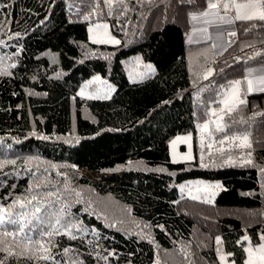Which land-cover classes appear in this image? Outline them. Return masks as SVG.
<instances>
[{
  "label": "trees",
  "instance_id": "1",
  "mask_svg": "<svg viewBox=\"0 0 264 264\" xmlns=\"http://www.w3.org/2000/svg\"><path fill=\"white\" fill-rule=\"evenodd\" d=\"M96 4L0 0L7 5L0 8V72L7 73L0 74V162L15 161L0 168V206L36 195L44 203L41 215L49 213L61 233L49 245L53 259L22 255L20 234L0 245L14 253L0 251V260L222 264L225 253L232 264H244V237L264 241V92L246 93L244 80L245 68L264 64V27L235 21L236 35L213 53L207 42H185L189 13L205 9V0H127V13L116 8L113 15L102 0V11ZM98 20L107 21L120 44L92 43L87 26ZM131 62H151L154 71L130 80ZM95 74L115 85L108 98L77 93ZM234 80H241L246 104L224 117L225 132L210 123L215 145L202 149L197 124L215 119L211 110L223 107L219 101ZM186 132L193 159L174 163L168 143ZM245 134L251 149L219 143L225 135ZM249 151L252 163H241ZM83 169L119 173V182L90 178ZM191 178L219 181L214 199L181 195L178 184ZM49 191L55 195L45 196ZM12 211L31 213L32 206ZM66 223L76 225L70 228L76 239L63 234ZM37 231L29 234L39 238Z\"/></svg>",
  "mask_w": 264,
  "mask_h": 264
},
{
  "label": "snow or ice",
  "instance_id": "2",
  "mask_svg": "<svg viewBox=\"0 0 264 264\" xmlns=\"http://www.w3.org/2000/svg\"><path fill=\"white\" fill-rule=\"evenodd\" d=\"M103 4L108 8V15H113L114 10L119 8V11L123 14H126L129 10L127 7V0H102ZM137 2L142 3L143 0H137ZM100 0H97L96 8L94 10H100L99 8ZM206 8L198 13H190V17L192 21H197L201 18L213 17L214 19H204V23L206 24H214L217 21L224 23V24H233L235 21H246V22H260V26L264 27V0H205ZM7 7V5H0V8ZM234 11L235 15L233 17H228L227 13ZM223 13V14H222ZM85 19H88L86 16ZM256 23H252L251 27H256ZM195 27V26H194ZM250 30V29H248ZM89 32L93 33L90 37L92 43L94 44H105L111 43L118 45L120 44V40L116 39L114 36L110 34L108 31L107 24H96L93 28H89ZM202 32L205 34L206 39H211L207 35V28L202 29ZM17 36L19 33L16 34ZM231 36H235L236 32H230ZM189 41H191V37H189ZM217 45H213L216 47ZM256 55H260V53H256ZM14 67V65H13ZM148 69L151 71V66H147ZM254 72H258V76H254ZM0 74H7L4 72H0ZM208 74H211V70L209 69ZM99 77H95V81H99ZM207 79V76H205ZM244 80L247 83L246 93H251L253 91L264 92V68L261 69H247V75L245 76ZM241 80H234L229 82V91H226L223 95L224 98L219 101L220 104L223 105L220 109H212L211 110V117H215V119H211L202 124L198 127L201 128V132L204 133L209 128V123L215 125V132H225V129L229 126L224 122L225 116H230L234 111H236L240 105L246 104V100L243 98L241 94ZM223 87V86H222ZM81 96L84 95V91L82 90L80 93ZM88 98H94L89 96ZM107 98V97H106ZM264 115V113H261ZM213 133L208 132V138H212ZM46 138V137H43ZM178 141L181 142H190L191 136L188 137H177L176 140L172 141L173 146V162H177L175 160V145ZM229 142L230 147H235L238 149H251L252 145L249 141L248 135H225L219 143L223 145L225 142ZM239 141V143H234ZM204 147V137H201V148ZM211 144L208 145V148L211 149ZM191 143H188L189 152L187 155L183 157L185 160H191ZM221 154L224 152V148L221 147L217 149ZM228 162H232V157L229 155ZM14 164L15 161H3L0 162V168H3L6 164ZM241 163L251 164L252 163V154L251 152H247L246 156H244L241 160ZM261 171L264 172V168H261ZM217 187H219L217 185ZM264 187V185H261ZM45 196L51 197L55 195V192L49 191L44 194ZM196 197H193L195 199ZM29 205L32 206L31 213L27 211H12V209L19 208V209H27ZM44 207V203L42 200L38 199L36 195L31 196V199L25 197L24 199L17 198L13 201L12 204H9L7 207L0 206V245H4L6 243V238L11 237L13 241L20 234H24L22 237L21 242L24 244V252L21 253L22 255L31 253L28 255L29 259H36V260H44L48 261L53 259L51 255V248L49 245L51 244V239L54 235L61 234L59 228L55 225H52L50 221L47 219L49 213H43L42 208ZM31 216V219L29 218ZM38 221L39 224L34 225L33 221ZM47 224V228L41 227V225ZM6 225H10L14 228L13 231H8ZM56 225H60V219L57 218ZM65 227L66 231L63 234L69 236L70 239H76L75 235H72L70 232L71 227H76V225H62ZM28 229L29 232L26 233L25 229ZM39 229L37 231V237L34 238L29 233L33 229ZM47 238V239H45ZM261 240H264V234L260 236ZM244 240L247 241L248 237L245 236ZM216 242L219 244L221 243V238L216 237ZM53 247L55 245H52ZM0 251H7L10 255L14 254L10 248L7 247H0ZM69 249H64V252L67 253ZM245 252L249 253L248 259L244 262V264H264V244H260L258 247L254 249V252L258 254V258L253 259V250L250 248H245ZM231 255V254H228ZM223 259V257H222ZM0 264H3V261L0 260ZM156 264H159V260L156 261ZM234 264V262H233Z\"/></svg>",
  "mask_w": 264,
  "mask_h": 264
},
{
  "label": "rangeland",
  "instance_id": "3",
  "mask_svg": "<svg viewBox=\"0 0 264 264\" xmlns=\"http://www.w3.org/2000/svg\"><path fill=\"white\" fill-rule=\"evenodd\" d=\"M96 24H107L108 25L107 21H105V20H98V21L89 23V25L87 26L89 38L93 35V33L89 32V28H93ZM108 31L110 32L109 26H108ZM110 34H111V32H110ZM111 35L114 36L113 34H111ZM114 37L119 40L118 37H116V36H114ZM105 44L115 45V44H111V43H105ZM148 65L151 66V69H152L151 71L148 69V67H147ZM153 71H154V65L151 62H147V63L143 64V66H138L137 64L134 65L133 62H131L129 64L127 70H126V75L130 80H136V79L141 78L144 74L151 73ZM95 77H99L100 78L99 81H95L94 80ZM114 89H115L114 84H112L110 81H108L106 79H102L98 74H95V75H92L89 78L85 79L79 85L77 93L80 95L81 91L83 90L84 91L83 96H86V97L92 96L94 98H106V97L108 98L112 94ZM226 91H229V89ZM204 123H206V122L197 124L199 144L201 145V137L203 135L204 145H206V143H207L208 145L211 144V146L214 147V145H215L214 141L215 140L213 138V135H212L211 139L208 138V132H211L210 129L208 128L207 131L202 133L201 128L198 127L199 125H202ZM209 127H210V123H209ZM188 136H191V141L188 143H191V145H192L191 156L193 159L192 134L190 132H186V133L177 134L173 138L170 139V141L168 143V153H169V158L171 161H173V158H174L173 157V146H172L171 142L176 140L177 137L184 138V137H188ZM188 143L178 141L177 144L175 145V160L177 162L188 161V160L183 159V157L185 155H187L189 152ZM83 172L85 173L86 176L100 180L102 182H106V183H110V184L119 182V173L93 172V171L86 170V169H83ZM217 185L219 187H217ZM177 189L181 195L192 197V198L196 197L197 199H202V200H206V201H212L214 199L215 195L217 194L218 190L220 189V183L216 179L211 180V179H204V178H191V179L185 180L182 183L178 184ZM222 257H223V259H222ZM219 259H220L222 264H232V262L228 260V255L225 253H220Z\"/></svg>",
  "mask_w": 264,
  "mask_h": 264
},
{
  "label": "crops",
  "instance_id": "4",
  "mask_svg": "<svg viewBox=\"0 0 264 264\" xmlns=\"http://www.w3.org/2000/svg\"><path fill=\"white\" fill-rule=\"evenodd\" d=\"M204 10V9H203ZM202 11V10H200ZM197 12H191V13H198ZM190 14V13H189ZM223 14V13H222ZM228 17H233L235 15L234 11L227 13ZM204 19H214L213 17H207V18H201L197 21H192L191 17L189 15V23L190 28L185 36V42L187 44H194V43H201V42H207L209 43L213 53H218L222 51L224 48L228 46L230 43L231 35L230 32L234 30L235 23L233 24H224L221 22H216L214 24H206L204 23ZM195 26V27H194ZM207 28V35L211 37V39H206L205 34L202 32V29ZM189 37H191V41H189ZM217 45L216 47H213V45ZM261 69L264 68V64H258L254 66H250L245 68L244 74L247 75V69ZM254 76H258V72H254ZM245 88H247V83L245 81ZM258 92V91H253ZM260 244H264V241L258 243V244H251L249 241H246L245 248H250L253 250V259L258 258V254L254 252V249L258 247ZM245 261L248 259L249 253L245 252ZM244 261V262H245Z\"/></svg>",
  "mask_w": 264,
  "mask_h": 264
},
{
  "label": "bare ground",
  "instance_id": "5",
  "mask_svg": "<svg viewBox=\"0 0 264 264\" xmlns=\"http://www.w3.org/2000/svg\"><path fill=\"white\" fill-rule=\"evenodd\" d=\"M10 2H11V1H10ZM12 2H13V1H12ZM19 3H20V2H19ZM24 3H25V2H24ZM27 3H28V2H27ZM17 5H18V3H17ZM11 6H12V5H11ZM11 6H10V7H11ZM17 12H18V11H17ZM28 12H29V11H28ZM18 14H19V13H18ZM41 131H42V130H41ZM35 134H36V133H35ZM24 173H25V172H24ZM27 174H28V173H27ZM26 177H27V176H26ZM27 178H28V177H27Z\"/></svg>",
  "mask_w": 264,
  "mask_h": 264
}]
</instances>
